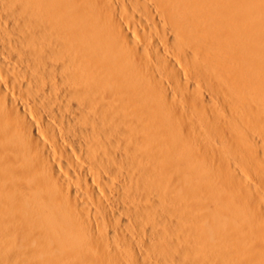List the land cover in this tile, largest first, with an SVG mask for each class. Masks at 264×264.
<instances>
[{"label": "bare ground", "instance_id": "bare-ground-1", "mask_svg": "<svg viewBox=\"0 0 264 264\" xmlns=\"http://www.w3.org/2000/svg\"><path fill=\"white\" fill-rule=\"evenodd\" d=\"M0 264H264V0H0Z\"/></svg>", "mask_w": 264, "mask_h": 264}]
</instances>
